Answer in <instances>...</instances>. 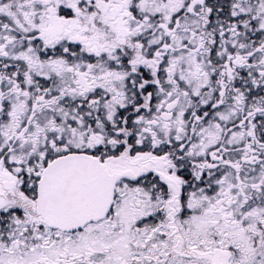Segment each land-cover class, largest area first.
Wrapping results in <instances>:
<instances>
[{"label": "snow or ice", "instance_id": "1", "mask_svg": "<svg viewBox=\"0 0 264 264\" xmlns=\"http://www.w3.org/2000/svg\"><path fill=\"white\" fill-rule=\"evenodd\" d=\"M0 264H264V0H0Z\"/></svg>", "mask_w": 264, "mask_h": 264}]
</instances>
